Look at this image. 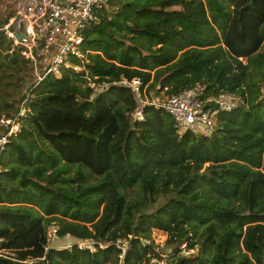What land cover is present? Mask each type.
<instances>
[{"label":"trees","instance_id":"16d2710c","mask_svg":"<svg viewBox=\"0 0 264 264\" xmlns=\"http://www.w3.org/2000/svg\"><path fill=\"white\" fill-rule=\"evenodd\" d=\"M83 36L80 70L28 90L33 64L0 32V118L21 126L3 156L0 245L36 259L0 264H119L121 238L123 264H264V0H110ZM134 78L149 98L203 83L241 102L211 133H180L164 108L136 116ZM52 224L96 250L51 247Z\"/></svg>","mask_w":264,"mask_h":264},{"label":"built area","instance_id":"2783aa9c","mask_svg":"<svg viewBox=\"0 0 264 264\" xmlns=\"http://www.w3.org/2000/svg\"><path fill=\"white\" fill-rule=\"evenodd\" d=\"M109 2L110 0H33L26 7L28 12L20 10L7 22L0 24V32H3L11 41L8 52L12 53L19 47L20 53L31 60L33 64L35 75L28 90L37 88L49 75L61 76L63 69L72 68L75 71L81 69L73 59H81L84 56L82 52L83 32L87 26L100 20L102 10L107 7ZM17 32H23L25 37L21 40L18 39ZM122 83L131 86L138 98L137 117L143 119L142 109L146 105L164 108L174 118L175 126L180 133L190 129L199 133H211L216 125L218 114L223 110H231L236 105L232 96L207 97L206 85L203 83H197L172 96L162 94L152 98L142 95L140 78H134L132 81L124 80ZM91 85L94 86V84ZM25 101L21 106L19 116L26 115ZM0 126L5 128V131L0 135L1 176L4 170L3 156L6 145L9 138L21 130V126L18 118H10L6 114L0 118ZM48 234L50 240L51 236L57 235V228H54L53 234ZM116 243L121 249L119 264H123L129 241L121 238ZM74 244L91 250H96L97 247V244L90 239H79ZM74 244L68 247H72ZM101 247H105V245L101 244ZM183 248L186 255L194 252L193 249L187 250L186 245H183ZM0 258L21 263L36 261L32 258L24 261L18 260L14 252L1 245ZM150 264L168 263L165 259L153 258Z\"/></svg>","mask_w":264,"mask_h":264},{"label":"rangeland","instance_id":"374dc122","mask_svg":"<svg viewBox=\"0 0 264 264\" xmlns=\"http://www.w3.org/2000/svg\"><path fill=\"white\" fill-rule=\"evenodd\" d=\"M32 1L33 0H0V14L4 15L5 12L8 13L11 11H15L17 13L20 10H25V12H28V9H26V7L30 3H32ZM232 100L235 104L241 102V100H239L238 98H232ZM56 226L57 225L52 224V226L49 228L50 234H53V230ZM153 236L155 241L159 244H164L168 239V235L164 231L159 229L153 230ZM75 241L76 239H73L71 236L61 238L58 235H55L50 237L49 244L51 247L52 245H55L57 247L60 246L61 248H65L71 244H74Z\"/></svg>","mask_w":264,"mask_h":264},{"label":"water","instance_id":"95a60500","mask_svg":"<svg viewBox=\"0 0 264 264\" xmlns=\"http://www.w3.org/2000/svg\"><path fill=\"white\" fill-rule=\"evenodd\" d=\"M16 35H17L18 39H20V40L25 37V34L23 32H17ZM29 86H30V83H29Z\"/></svg>","mask_w":264,"mask_h":264},{"label":"crops","instance_id":"0c3cea01","mask_svg":"<svg viewBox=\"0 0 264 264\" xmlns=\"http://www.w3.org/2000/svg\"><path fill=\"white\" fill-rule=\"evenodd\" d=\"M52 247H57V246H55V245H52ZM57 248H61L60 246H58Z\"/></svg>","mask_w":264,"mask_h":264}]
</instances>
